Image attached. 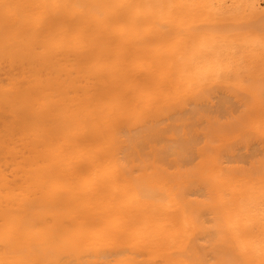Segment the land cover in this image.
Returning <instances> with one entry per match:
<instances>
[{"label": "bare ground", "instance_id": "6f19581e", "mask_svg": "<svg viewBox=\"0 0 264 264\" xmlns=\"http://www.w3.org/2000/svg\"><path fill=\"white\" fill-rule=\"evenodd\" d=\"M261 0H0V264H264Z\"/></svg>", "mask_w": 264, "mask_h": 264}, {"label": "rangeland", "instance_id": "374dc122", "mask_svg": "<svg viewBox=\"0 0 264 264\" xmlns=\"http://www.w3.org/2000/svg\"><path fill=\"white\" fill-rule=\"evenodd\" d=\"M261 6L264 7V0H261Z\"/></svg>", "mask_w": 264, "mask_h": 264}]
</instances>
